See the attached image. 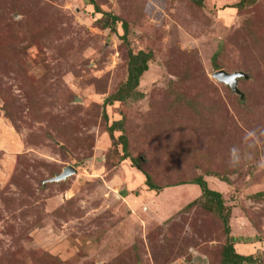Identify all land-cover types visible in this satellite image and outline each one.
<instances>
[{"label": "rangeland", "instance_id": "374dc122", "mask_svg": "<svg viewBox=\"0 0 264 264\" xmlns=\"http://www.w3.org/2000/svg\"><path fill=\"white\" fill-rule=\"evenodd\" d=\"M94 1L0 0V264H219L215 205L181 184L198 176L264 264V0ZM139 51L142 96L111 101Z\"/></svg>", "mask_w": 264, "mask_h": 264}, {"label": "trees", "instance_id": "16d2710c", "mask_svg": "<svg viewBox=\"0 0 264 264\" xmlns=\"http://www.w3.org/2000/svg\"><path fill=\"white\" fill-rule=\"evenodd\" d=\"M85 1H87L88 4L92 5L96 9V12L98 13L101 12L99 11L94 0H85ZM193 2L197 4H201L202 0H193ZM241 4L242 5L244 4L243 0H241ZM103 14L105 17H108L110 19L107 25L114 28L113 26L119 20V18L110 13H103ZM121 28L123 30L122 39H124L125 42L127 43V34H129L128 24L126 22H122ZM151 56L152 55L150 52H144V51H139L136 54H133L131 52L128 53L126 80L121 86L118 87V89L116 90V93L114 95H111V98H112L111 101H119V102L124 103L128 99H131V98L136 99L142 96V93L137 92V87L139 84L140 77L148 69V62L150 61ZM216 56H214L212 59L214 67H217ZM116 129L119 131H122V126L120 125L119 121L114 122L109 127L110 135L112 131ZM119 139L121 141L122 150L124 152L123 159L129 158L131 162L133 163V165L137 167V169L141 170V168L138 165V160L135 158H130V156L128 155L127 139L125 138V136L121 134L119 136ZM142 173L145 176V184L147 185L149 189L155 190V191H159L161 189V187H158L154 183H152L151 177L148 174H146L143 171ZM181 184H192V185L197 186L200 190L201 200L204 202H208L209 204L215 205V208L221 218V221L223 224V232L225 235V243L222 247L219 264H255L256 260L253 258L252 255H242V254L237 253L234 249V244L240 242L241 238H236L230 235L229 216L227 212H224L225 206L223 204L221 193L215 190H211L208 187L206 180L201 176L196 177L190 182H185ZM260 194L262 193L258 192L255 196L260 195ZM195 204H197V201H192L189 204H187V207H191Z\"/></svg>", "mask_w": 264, "mask_h": 264}, {"label": "water", "instance_id": "95a60500", "mask_svg": "<svg viewBox=\"0 0 264 264\" xmlns=\"http://www.w3.org/2000/svg\"><path fill=\"white\" fill-rule=\"evenodd\" d=\"M212 77L227 85L232 91L239 93V95L242 97V94L238 91L236 84L240 77H246V75L242 72H227L223 69L216 70L212 74ZM243 98V97H242ZM76 173V169L72 167L71 165H67L62 169L60 173L55 174L53 177H50L47 179V182H60L66 180L71 175H74Z\"/></svg>", "mask_w": 264, "mask_h": 264}, {"label": "clouds", "instance_id": "9594fccd", "mask_svg": "<svg viewBox=\"0 0 264 264\" xmlns=\"http://www.w3.org/2000/svg\"><path fill=\"white\" fill-rule=\"evenodd\" d=\"M256 133L254 131H251L248 133V137H255ZM253 144H250L249 147H252ZM244 153L241 151L238 147H233L230 149L229 152V162L230 166L236 167L240 164L241 160L243 159Z\"/></svg>", "mask_w": 264, "mask_h": 264}]
</instances>
